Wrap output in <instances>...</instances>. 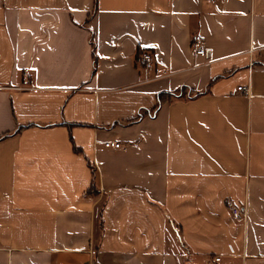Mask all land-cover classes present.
<instances>
[{"label": "crops", "instance_id": "crops-1", "mask_svg": "<svg viewBox=\"0 0 264 264\" xmlns=\"http://www.w3.org/2000/svg\"><path fill=\"white\" fill-rule=\"evenodd\" d=\"M0 264H264V0H0Z\"/></svg>", "mask_w": 264, "mask_h": 264}, {"label": "built area", "instance_id": "built-area-1", "mask_svg": "<svg viewBox=\"0 0 264 264\" xmlns=\"http://www.w3.org/2000/svg\"><path fill=\"white\" fill-rule=\"evenodd\" d=\"M193 43V51L195 54L199 55H205L207 51L202 46L203 37L199 34H195L191 38ZM139 63H141L142 66L145 68H150L153 64V56L149 52H142L138 58ZM238 92L247 93L248 88L246 86H238L237 88ZM104 147L109 149H119L121 148V144L118 141H106L104 142ZM231 214L235 217H239L241 212H244V210H240L238 207L231 206L230 208ZM245 215V213H243ZM215 260H219V258H215Z\"/></svg>", "mask_w": 264, "mask_h": 264}, {"label": "trees", "instance_id": "trees-1", "mask_svg": "<svg viewBox=\"0 0 264 264\" xmlns=\"http://www.w3.org/2000/svg\"><path fill=\"white\" fill-rule=\"evenodd\" d=\"M199 94H195V96H197ZM184 97V90L178 91V92H167V93H159L157 95V104H161L165 101H171L174 99H177L179 97ZM156 108L153 109V111H155Z\"/></svg>", "mask_w": 264, "mask_h": 264}]
</instances>
